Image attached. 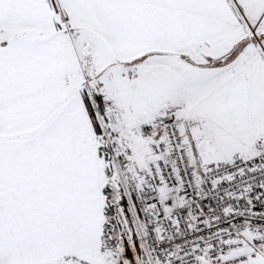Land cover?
<instances>
[{"label": "snow or ice", "instance_id": "1", "mask_svg": "<svg viewBox=\"0 0 264 264\" xmlns=\"http://www.w3.org/2000/svg\"><path fill=\"white\" fill-rule=\"evenodd\" d=\"M0 264H264V0H0Z\"/></svg>", "mask_w": 264, "mask_h": 264}]
</instances>
